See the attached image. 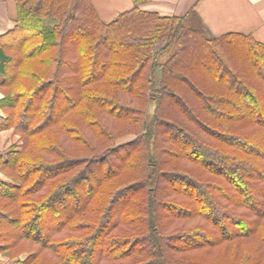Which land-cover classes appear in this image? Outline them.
<instances>
[{"label":"trees","instance_id":"obj_1","mask_svg":"<svg viewBox=\"0 0 264 264\" xmlns=\"http://www.w3.org/2000/svg\"><path fill=\"white\" fill-rule=\"evenodd\" d=\"M12 1L0 254L264 264V45L138 7L104 23L90 0Z\"/></svg>","mask_w":264,"mask_h":264},{"label":"crops","instance_id":"obj_2","mask_svg":"<svg viewBox=\"0 0 264 264\" xmlns=\"http://www.w3.org/2000/svg\"><path fill=\"white\" fill-rule=\"evenodd\" d=\"M104 23L134 7L164 17H183L186 26L208 36L228 33L247 36L264 45V0H90ZM17 19L16 4L0 0V37L12 30ZM2 95L0 94V98ZM7 150L17 140L13 130L0 132Z\"/></svg>","mask_w":264,"mask_h":264},{"label":"rangeland","instance_id":"obj_3","mask_svg":"<svg viewBox=\"0 0 264 264\" xmlns=\"http://www.w3.org/2000/svg\"><path fill=\"white\" fill-rule=\"evenodd\" d=\"M159 47H160V45L157 46V48H159ZM150 110H151V108H150ZM14 135L18 137L17 140L14 142V143H16L19 140V136L16 134H14ZM3 136H6V135H2V134L0 135V149L6 147L9 144V143L3 142ZM129 139H131V136H124L119 140V142H125V141H128ZM14 143H12V144H14ZM0 176H2L1 173H0ZM22 257H23V255L21 256V258ZM12 263H13V260H10L7 255L0 254V264H12Z\"/></svg>","mask_w":264,"mask_h":264}]
</instances>
